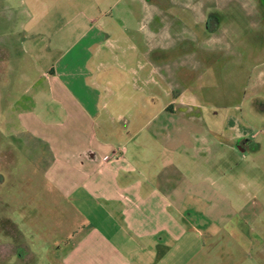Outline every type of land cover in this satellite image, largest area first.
Segmentation results:
<instances>
[{
    "label": "rangeland",
    "instance_id": "obj_1",
    "mask_svg": "<svg viewBox=\"0 0 264 264\" xmlns=\"http://www.w3.org/2000/svg\"><path fill=\"white\" fill-rule=\"evenodd\" d=\"M11 1L20 12V0ZM30 5L24 0V19ZM43 6L32 22L25 20L24 30V37L37 32L43 37L37 41L43 54H33L26 46L29 40L22 43L23 36L2 42L0 264H61L67 242L95 236V226L101 225L99 213L94 222L81 214L88 199L81 197L75 208L74 200L69 203L45 180L43 146L24 142L25 124L33 127L39 121L57 124L65 133L55 137L59 142L74 136L75 130L87 145L94 133L96 142L112 146L111 159L139 165L131 178L147 191L156 188L158 195H165L171 187L187 195L181 200L167 194L164 201L186 213L198 232L205 227L220 233L223 225L229 230L235 226L247 243L228 249L230 264H264V215L252 221L241 213L231 215L229 222L231 213L206 214L229 202L213 194L225 191L219 186L226 185L232 161H264V153L250 152L253 144L264 145V0H46ZM68 6L70 17L83 12L75 22L68 21ZM92 9L94 15L107 14L100 22L106 37L100 47L85 50L80 44L77 69L70 71L78 84H72L70 96L58 90L53 98L43 72L81 35L83 15ZM56 13L59 18L54 20ZM75 23L71 38L62 32L52 38L54 29L64 31ZM31 28L37 32L28 31ZM94 81L98 100L92 118L84 101ZM69 106L76 112H65ZM22 113L28 116L23 119ZM246 146L248 151L239 150ZM259 169L264 168L254 172ZM259 178L262 184L253 179V197L264 188V174ZM117 189L130 200L128 189ZM203 191L208 199L195 198ZM218 249L211 248L209 254L222 257L225 250Z\"/></svg>",
    "mask_w": 264,
    "mask_h": 264
},
{
    "label": "crops",
    "instance_id": "obj_2",
    "mask_svg": "<svg viewBox=\"0 0 264 264\" xmlns=\"http://www.w3.org/2000/svg\"><path fill=\"white\" fill-rule=\"evenodd\" d=\"M45 1L28 0L31 5L26 10L24 19V0L19 1L20 12L14 10L16 8L12 6L11 0H0V54L5 52V46L2 42L14 37L13 35H19L21 38L23 36L21 40L23 44L29 40L26 46L33 54L38 55L39 51L42 54L45 52L43 48L38 49L37 41L43 37L39 35L37 29H28L31 33L37 32V34L24 37V30L27 26L25 20L32 18V22L34 14H38L40 9H43ZM90 6L88 8H91ZM70 10V6L65 9L68 21L75 22V17L83 13L82 11L74 13V16L70 17ZM89 12L88 15H83L85 27L81 35L79 37L74 36L62 58L54 62L55 65H48L46 73L43 72L42 76L49 83L53 98H55L58 90L64 91L68 94L67 96H70L68 91L73 90L72 84L75 83L77 86L78 78L71 72L77 69L75 60L76 55L80 52L78 50L80 44L85 50L96 45L100 47L101 42L106 37L103 32L104 27L100 25V22L107 14L101 17L99 13L94 15L93 9ZM57 18H59L58 13L54 14V20ZM41 25L44 27L43 23ZM76 29V23L69 24L68 29L64 31L58 27L52 31L51 36L53 39L58 38L62 32L65 37L71 38ZM39 36L40 38L37 39ZM96 51L99 55V48ZM95 85L97 84L94 81L89 87L91 89L89 98L84 101L87 103L86 106L88 112H91L92 118L96 116L94 110L96 108L95 102L97 103L98 100L97 92L93 89ZM69 98L71 100V97ZM63 100L65 101V99ZM70 100L65 101V103L70 102ZM65 112L71 114L76 111H73L69 106L65 108ZM20 116L25 119L28 115L22 113ZM53 122L42 124L39 121L31 127L27 126L24 121V130L26 131L24 134L28 136L27 139H24L25 145H30L29 140L36 145L41 144L43 146L46 153L43 175L53 190L61 192L64 197L70 200L69 203L74 200V207L79 203L81 197L88 199L89 202H86L84 211L79 210L92 222H94V218H100L98 213L101 215V225L95 226L98 229L97 235L85 234L80 236V240L74 244L67 242L66 253L60 259L61 264H225L226 262L230 264L231 253L228 249L231 246L244 247L247 243V239L236 234L235 226L229 230L223 225L220 227V233L218 231L207 232L205 227L204 232H198V229L195 230L194 224L191 225L190 220L186 218V213L178 209L174 210L170 204L168 205L164 201L168 195L169 198L181 200L188 198L187 195L180 194L178 191L174 192L171 187L168 188L165 195H158L156 188L147 191V186H142L139 181L135 182L131 178V173L135 171L134 169H139V165L133 163L130 165L128 161L123 162L121 159L116 161L111 159L112 154H114L112 146L105 142H96L93 137L94 133L91 134V141L87 145L76 137L75 130L74 134L70 132V136L71 134L74 136L68 140L63 138V141L59 142V139L55 137L65 135V133L59 131V127ZM248 148V146L240 147L239 150L245 152L249 150ZM250 152H253V154L251 153L253 156L260 152L262 154L264 153V145L253 144ZM259 167L264 168L263 160L251 158L245 162L232 161L230 169L226 170L229 176L228 174L224 176L226 173L223 175L226 185L219 186L220 190L225 189V191L223 190L224 193L218 190V192L214 191L213 194L214 199H228L229 202L223 206L224 208L216 206L215 210L213 208L207 209L206 214L231 213L229 214V222L231 215L246 214L252 217V221L264 215V200L262 198L264 188L262 186L257 190V197H253L252 190L253 179H260L262 184L259 177L264 174V169L254 172V168ZM121 171L122 175L120 174ZM235 171L236 173H234ZM142 175L145 182L149 180L146 174ZM117 183L119 186L115 189ZM117 188L128 189L130 200L127 201L128 197L121 195ZM205 193L204 191L197 192L195 198L208 199L209 197ZM254 198L260 200L253 202ZM101 199L103 201L99 203ZM121 220H124L125 225ZM241 222L247 226V219L244 217H242ZM197 228L200 227L197 226ZM75 234L76 232L73 237ZM213 247L219 248V253L221 249L222 251L225 250V254L222 257H218L221 254H218L217 257L216 255L211 256L209 252Z\"/></svg>",
    "mask_w": 264,
    "mask_h": 264
}]
</instances>
